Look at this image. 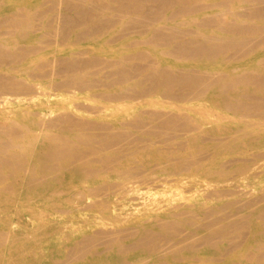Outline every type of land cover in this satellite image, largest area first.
I'll return each instance as SVG.
<instances>
[{
    "label": "bare ground",
    "instance_id": "1",
    "mask_svg": "<svg viewBox=\"0 0 264 264\" xmlns=\"http://www.w3.org/2000/svg\"><path fill=\"white\" fill-rule=\"evenodd\" d=\"M18 1L22 7L0 0V264L25 262L38 241L55 231L48 213L57 210L45 204L50 198L60 197V206L75 204L72 212L93 210L99 204L109 210L120 205L118 200L111 201L112 197L121 195L123 199L140 192L133 187L136 179L150 181L153 172L166 167L170 168L166 177L150 181L152 184L168 182L169 176H175L178 183L187 182L202 169L197 177L217 183L225 178V169L234 165H238V174L264 168V152H260L264 143H255L264 139V62L248 60L264 49V25L236 21L239 17L263 20L264 0H221L228 10L216 13L209 11L219 5L209 6L204 0H90L89 7L84 0H73L76 15L61 17L62 25L71 27L62 31V37L84 22H92V28L80 33L79 39L106 35L118 25L124 28L122 37L137 29L149 38L132 46L171 45L169 53L161 56L191 62L183 69L163 66L150 51L87 60L34 58L41 49L27 44L34 32L43 30L33 26L41 15L27 0ZM232 3L250 6L239 14L232 11ZM177 19L185 21L158 26ZM226 55L224 70L193 69L198 64L211 68ZM242 60L247 62L228 66ZM52 95L55 100L42 106L44 110L33 104L41 96ZM158 95L173 102L167 105L151 100ZM192 102L198 104H176ZM211 116L258 118L262 122L207 128ZM249 127L253 129L247 131ZM169 133L186 136L178 144L185 156H174L177 150L173 157H166L167 152L155 147L152 137L164 139ZM208 166L218 170L213 173ZM234 191L241 192L242 201L214 208L201 202L190 207L181 202L178 193L165 201L167 204L158 195L138 196L133 200L142 202L143 215L135 210L111 216L110 228L97 217L87 221L89 226L73 233L77 240L67 249L68 260L52 256L50 264H101L94 259L82 262L95 257L94 247L102 244L115 249L107 264H147L149 259L151 264L189 260L211 264L216 260L207 252L221 257L236 249L240 244L237 234L246 228L252 232L253 243L264 227V187ZM68 192L71 197L64 198ZM90 198L103 201L87 205ZM83 205L87 207L81 208ZM26 214L35 226L33 239L26 236L28 224L21 233L3 231L12 225L11 218L21 219ZM96 225L103 227L93 231ZM253 246L255 251L241 255L240 260L264 264L259 255L264 241ZM184 252L188 256H183ZM126 255L127 261L123 259Z\"/></svg>",
    "mask_w": 264,
    "mask_h": 264
},
{
    "label": "rangeland",
    "instance_id": "2",
    "mask_svg": "<svg viewBox=\"0 0 264 264\" xmlns=\"http://www.w3.org/2000/svg\"><path fill=\"white\" fill-rule=\"evenodd\" d=\"M68 1V2H67ZM85 6H90L91 1L90 0H84ZM97 2L103 1V0H94ZM110 0H106V3H109ZM220 2V3H219ZM6 3L10 5H17L19 1L18 0H6ZM27 3L32 4V8L35 10V12H38L41 15V18L37 19L33 22L34 27H43V30L37 33L32 34V41H30L27 45H34L39 46L41 51L34 55V58H48L52 59L54 57L61 59H71V60H87L90 58H105V57H111V56H128L133 53H138L142 51H150L151 54L156 57L158 61H162L163 66L168 65H174L177 69H183L188 68L191 66V62L189 63H181L178 62L175 59H172L170 57H162L161 54L163 53H169L171 50V45L162 46V45H153V47L150 48L152 45L147 46H132L135 42H145L149 37L146 35H140L137 33V29H133L131 33L128 32L127 35L124 37L120 36L121 31L124 29L122 26H116L106 35H85L82 39L78 38V35L80 33L89 32L92 28V22H84L81 25L74 27L72 30V33L68 36L62 37L61 33L62 31H69L71 27H66L65 25H62L63 23L61 21L62 16L67 15H76V11L73 10V5L75 3L73 0H27ZM204 3L209 6H217L219 5V8L212 9L211 13L221 12L224 10H228V7H223L221 4V0H204ZM93 4V3H92ZM69 7H68V6ZM95 5V4H93ZM110 6L114 7L115 4H109ZM250 6V4H240V3H232V11L243 14V11L245 7ZM18 7H22V4H19ZM252 7V6H251ZM175 8H172L168 10V14H171L172 11H175ZM109 15V12H108ZM233 16L230 17L231 20H234ZM184 19H177L174 20L172 23H160L158 26H177L180 23H183ZM238 23H245L246 25H264V19L260 21H252V20H246L245 18L239 17L236 19ZM186 28V27H185ZM84 30V31H83ZM208 30H212L208 29ZM56 32V33H55ZM71 32V31H70ZM51 34V36L49 35ZM57 34H60V36H57ZM47 35V36H45ZM122 37V38H121ZM78 38V39H77ZM138 40V41H137ZM102 49L103 51L98 52L97 49ZM88 51V54L85 53ZM108 55V56H106ZM227 58V55L218 60V63L216 65L212 66L211 68H202L200 64H198V67L195 65L193 66L194 70H202L205 71L206 69H209L211 71H217V70H224L226 64L224 63V59ZM255 63H263L264 62V49L261 50L258 53H255L251 59ZM223 61V62H222ZM247 61L242 60L239 62L229 64L228 66H234L239 67L243 64H245ZM189 66H188V65ZM264 64V63H263ZM193 65V64H192ZM53 93V92H52ZM264 94V93H263ZM53 100H55V96H41L39 99H37L33 104L40 106L39 108L44 110L43 107H46L49 103H51ZM151 100H154L158 103H166L167 105L169 103H172L173 101L163 98L162 95L155 96L151 98ZM70 101V100H69ZM68 101V102H69ZM81 101H75V103H79ZM180 106L185 107H194L198 103L192 102V103H176ZM142 108V107H141ZM144 108V107H143ZM159 110L163 109L162 106L157 107ZM72 110H76L73 109ZM169 110V109H167ZM60 112H65L66 110L60 109ZM70 111V110H68ZM218 111V110H217ZM67 112V111H66ZM130 112H133L132 110ZM220 112V111H218ZM78 114H82L80 112H76ZM221 116H223L224 113L220 112ZM190 114V113H189ZM225 115V114H224ZM86 116V115H85ZM236 119L232 120H225L223 117H216L211 116L208 118L209 123L207 124V128L210 127H216V129H225L229 128L234 125H238L237 123H240V121H245L249 124H257L259 122H262V120L258 118H242V117H235ZM253 121V122H252ZM253 129V128H252ZM251 127L247 129V131L252 130ZM193 133V132H192ZM191 133V134H192ZM194 134V133H193ZM172 136V137H171ZM219 137L218 135H215ZM223 138L228 136L227 134L221 135ZM38 137V136H37ZM153 141L156 143L155 147H157L164 153L166 157H173V152H176L178 150V144L184 142L186 140V136H180V135H173L172 133H169V136H167L164 139H157L155 137H152ZM170 138V139H169ZM41 139V138H39ZM167 139V140H166ZM159 142V143H158ZM256 144L264 143V139H258L255 141ZM209 144H216L209 142ZM173 148V149H172ZM170 152V153H168ZM182 151H177L176 155L174 156H180V155H186V153H180ZM260 152H264V149H261ZM239 157V156H238ZM226 159H224L225 161ZM207 169H211V171L214 173L216 172L217 166H208ZM238 168V165H234L233 167H229L225 169L226 176L222 180H219V182L216 183V181H211L209 179H206L204 177H197L199 174L203 173V169L197 171V176L189 179V181H184L182 183H178L175 180V176H169L168 182H159V183H153L150 181H154L155 179L164 178L166 177V171L170 168L166 167L165 169H160L155 172H153L150 176V181L144 178L136 179L134 182H138L133 185L135 189L140 190V192L133 193L127 197L122 198L121 195H116L115 197H112L113 202L120 203L119 206H116L115 209L111 208L108 210H103L102 206L99 204L98 208H95L93 210H81V211H75L72 212V208H76L75 204L72 206H60L61 202L59 201L60 197H53L50 198L49 201H47L45 204L48 206H54L57 210L56 212H49V220L51 221V226L55 227V231L51 233L48 237L41 238L38 243L32 248V251L30 253V256H26L25 262H20L19 264H50L52 256L55 259H59L62 261H67V249L71 246L72 242L76 241L77 238H74V234L78 229L86 228L90 225L88 224L89 221H91L93 218H100L103 219L106 224L108 223V219L111 218V216L116 217L119 214L122 213H133L135 210H137L139 216L143 215L145 213V210L143 209V206L140 204V200H133L135 198L141 197V198H149L155 195L161 196V199H163V204H167V201L173 194H180L182 197V201L184 203H187L188 206L192 207L194 203L201 202L204 203L208 208L211 207H220L224 206L228 203L242 201L243 198L240 196L241 192L234 193L235 189L240 188L246 191L255 189L260 190L264 187V168L263 169H257V170H251L244 174H238V171L236 172ZM205 169V168H204ZM192 170L189 171V174L193 176ZM146 181L145 183H143ZM141 182V183H140ZM72 192V191H70ZM71 197V194L68 192L64 198ZM103 198H90L87 201V205L90 203H94L96 200H102ZM142 203V202H141ZM104 205H107L104 204ZM136 206V207H133ZM87 207L86 205H83L81 208ZM59 210V211H58ZM189 218V217H188ZM12 220V225L5 228L3 231H14L15 233H21L24 232V225L28 224V228L26 232V236L29 239H33L35 233H31L33 231V227H35L32 224V221L28 217V215H24L21 219H18L14 217ZM9 220V221H11ZM88 221V222H87ZM87 222V223H85ZM110 223V222H109ZM111 225L107 224V228H110ZM99 226L96 225L93 226V231H96L100 229ZM11 229V230H10ZM106 229V228H104ZM264 231V227H261V229L258 231V236L254 238L253 243H256L258 241L263 240L264 241V234L262 232ZM73 234V235H72ZM237 234V233H236ZM235 234V235H236ZM240 235V244L237 246L236 249L228 252H224L223 255L216 256L214 255V251H211V253H206L208 257L215 258V262H212L211 264H249L246 262H243L240 260L241 255H246L249 253L254 252V246L253 243L250 242V237H252V232L249 228L244 229L243 231L239 232L237 236ZM71 237V238H70ZM80 239V238H79ZM227 244H222L221 247H226ZM114 248L108 245H97L94 247L93 253H95V257L88 256L84 259L82 263H84L87 260L94 259L97 262L101 264H107L110 261H112V257L114 254ZM64 251L60 256L58 255L59 252ZM183 256H188L187 253H182ZM200 255H203L200 254ZM259 255L262 256L264 259V248L259 250ZM129 256H123V259L127 261ZM153 261L150 259L147 260V264H151ZM164 263H167L166 261H163ZM86 263V262H85ZM84 263V264H85ZM70 264H75V262H72ZM78 264H81V262H78ZM179 264H198L196 261L189 260L187 262H181Z\"/></svg>",
    "mask_w": 264,
    "mask_h": 264
}]
</instances>
